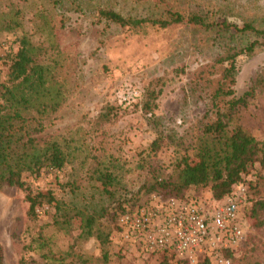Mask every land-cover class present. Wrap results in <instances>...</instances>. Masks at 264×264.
<instances>
[{"label": "rangeland", "instance_id": "374dc122", "mask_svg": "<svg viewBox=\"0 0 264 264\" xmlns=\"http://www.w3.org/2000/svg\"><path fill=\"white\" fill-rule=\"evenodd\" d=\"M97 8L130 17H154L165 9L206 13L234 24L244 16L264 28V0H0V24L6 20L19 24L0 31V80L5 78V55L15 49L17 36L25 33L41 47L43 63H56L53 69L63 91V102L44 121L41 134L58 141L70 155L59 170H45L35 177L24 174L27 188H0L3 264H59L49 258L62 257L66 251L64 264L162 263L161 253L123 242L113 231L114 218L109 215L129 203L131 195L143 198L142 185L168 176L180 156L191 157L204 108L185 95L184 87L187 72L206 59L202 33L187 25L159 29L98 23ZM176 67H183L185 73L176 75ZM156 77L163 83L157 107L144 115L139 110L141 93ZM244 91L251 95L236 110L231 124L264 140V49L236 61L235 92ZM105 105L112 107L110 120L99 123L95 118ZM156 137L163 145L152 153L149 144ZM96 166L113 169L116 175L110 196L91 177ZM258 171L255 163L242 177L246 199L239 217L244 237L230 252L231 264H264V211L257 218L246 215L251 202L264 197V176L258 178ZM71 186H76L74 193ZM49 192L69 205L87 203L108 212L98 218L102 227L111 228L103 247L105 259L93 237L79 235L78 217L69 224L54 223L52 203L45 197ZM28 194L41 201L35 216L27 214ZM183 198L213 204L207 187L190 186ZM76 254L87 262L74 261ZM167 264L193 263L170 259Z\"/></svg>", "mask_w": 264, "mask_h": 264}, {"label": "trees", "instance_id": "16d2710c", "mask_svg": "<svg viewBox=\"0 0 264 264\" xmlns=\"http://www.w3.org/2000/svg\"><path fill=\"white\" fill-rule=\"evenodd\" d=\"M58 3L54 1V4ZM95 12L96 22L103 21L120 28L149 25L165 29L187 25L202 33L201 43L206 59L187 72L184 87L186 96L203 105L200 135L192 148L191 157L180 156L168 176L142 185L144 194L156 192L161 196L183 198L190 186L207 187L209 198L219 201L242 182V177L255 163L259 169L258 178L264 176L261 174L264 173V140L256 139L239 124H231L236 110L244 106L246 98L251 95L250 91L240 95L235 92L236 61L264 49V28L244 16L240 17V23L234 24L225 19H211L206 13H182L170 9L154 17L123 16L110 8H97ZM12 26L19 27V24L6 20L0 24V31ZM40 55L41 47L33 44L23 32L16 38L15 49L5 55V78L0 80V188H27L24 174L35 177L45 170H59L69 160L70 155L58 141L41 134L44 121L63 102V91L54 73L56 63H43ZM184 70L183 67L173 69L176 75L184 74ZM162 84V79L156 77L144 86L139 101L142 114H152L156 109ZM111 110V106L105 105L97 114L96 121L108 122ZM162 145L163 140L156 137L150 142L149 149L154 153ZM91 177L98 182L102 192L111 195L109 187L116 180L113 169L96 166ZM69 189L74 193L76 186ZM140 196L130 197V202L120 206L119 211L137 204ZM45 197L48 203H52L54 223L69 224L71 218L78 217L79 235L82 238L93 237L105 259L103 247L108 242L111 228L102 227L98 218L108 215V212L103 213L102 208H90L87 203L69 205L52 197L50 192ZM25 200L28 203L27 214L35 216L40 199L28 194ZM260 211H264V197L254 199L246 215L257 218ZM115 214L109 215V219ZM155 253L162 254L161 264L173 259L170 251ZM224 254L229 256L230 252L225 251ZM66 257L67 251L64 256L49 260L64 264ZM74 261L87 262V259L76 254ZM0 264H3L1 245ZM196 264L211 263L206 256H201Z\"/></svg>", "mask_w": 264, "mask_h": 264}, {"label": "built area", "instance_id": "2783aa9c", "mask_svg": "<svg viewBox=\"0 0 264 264\" xmlns=\"http://www.w3.org/2000/svg\"><path fill=\"white\" fill-rule=\"evenodd\" d=\"M245 192V185L239 182L209 206L151 192L132 207L116 212L113 231L142 251H170L173 260L194 264L206 256L211 264H231L224 252L233 251L243 240L239 210Z\"/></svg>", "mask_w": 264, "mask_h": 264}]
</instances>
